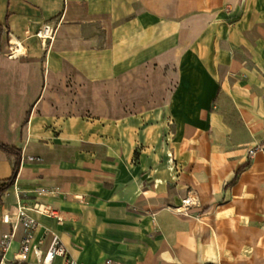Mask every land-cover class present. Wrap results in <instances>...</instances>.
<instances>
[{"label": "crops", "instance_id": "obj_1", "mask_svg": "<svg viewBox=\"0 0 264 264\" xmlns=\"http://www.w3.org/2000/svg\"><path fill=\"white\" fill-rule=\"evenodd\" d=\"M195 3L213 11L0 0V141L22 152L0 203V237L16 229L8 261L23 208L34 243L46 251L55 232L85 264H264V150L247 156L264 145V0ZM46 23L57 26L47 45ZM149 72L164 94L130 110ZM16 162L0 149V180ZM190 192L199 204L178 211ZM27 264L43 263L30 252Z\"/></svg>", "mask_w": 264, "mask_h": 264}, {"label": "built area", "instance_id": "obj_2", "mask_svg": "<svg viewBox=\"0 0 264 264\" xmlns=\"http://www.w3.org/2000/svg\"><path fill=\"white\" fill-rule=\"evenodd\" d=\"M57 32V26H54L50 23H46L42 28L37 32V36L42 40L44 44H50ZM24 52L19 43L11 42L7 55L11 58H17L21 56ZM264 150V145H257L253 148L248 149V158H254L258 151ZM199 204V197L195 192H190L186 197L182 199V204L177 208L178 211H185L186 209L197 206ZM35 209L49 214L51 216H56V211L49 206H44L42 204H36ZM17 222L23 225L24 234L20 242V248L17 253V256L12 261H8L6 254L10 249L11 243L16 236L15 227L11 231L4 232L0 237V264H27L28 256L30 252H33L37 259L43 264H54L53 261L56 257H63V264H85L74 259L69 255L68 250L65 244L62 242L60 236L51 232V242L46 251H43L41 247V242L34 243V232L38 226L36 219L29 216L23 208H18L17 210ZM11 217L10 213H6L3 216V222L10 223ZM104 264H124L112 259H108Z\"/></svg>", "mask_w": 264, "mask_h": 264}, {"label": "rangeland", "instance_id": "obj_3", "mask_svg": "<svg viewBox=\"0 0 264 264\" xmlns=\"http://www.w3.org/2000/svg\"><path fill=\"white\" fill-rule=\"evenodd\" d=\"M196 0H145V2L152 7L158 8L162 13L165 14H176L183 15L186 13H194L197 11H206L211 12L212 9H201V8H189L186 7L188 5H194ZM172 71V69H171ZM150 78L147 82L135 83L132 90L129 91V109L136 110L137 108L133 106L132 103L138 102L139 104L144 102L146 106L154 105V101L156 102L163 94V90L166 89V83L162 81V89L159 92H155L154 89V80H153V72L146 73ZM168 90V89H167ZM154 93V94H153ZM149 104H148V103Z\"/></svg>", "mask_w": 264, "mask_h": 264}, {"label": "trees", "instance_id": "obj_4", "mask_svg": "<svg viewBox=\"0 0 264 264\" xmlns=\"http://www.w3.org/2000/svg\"><path fill=\"white\" fill-rule=\"evenodd\" d=\"M3 32L4 28L0 23V53L2 51V41H3ZM0 149L6 151L9 154H13L17 157V162L14 166L12 176L6 180H0V203L2 202V197L6 193V191L15 183L16 177L20 167L21 155L22 152L20 149L10 146L8 144L2 143L0 141Z\"/></svg>", "mask_w": 264, "mask_h": 264}, {"label": "bare ground", "instance_id": "obj_5", "mask_svg": "<svg viewBox=\"0 0 264 264\" xmlns=\"http://www.w3.org/2000/svg\"><path fill=\"white\" fill-rule=\"evenodd\" d=\"M11 247V246H10Z\"/></svg>", "mask_w": 264, "mask_h": 264}]
</instances>
